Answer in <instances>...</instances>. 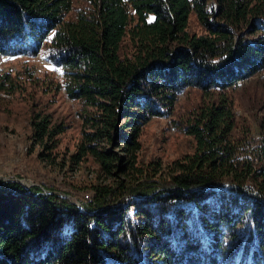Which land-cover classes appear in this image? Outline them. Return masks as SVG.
I'll return each instance as SVG.
<instances>
[{
    "label": "trees",
    "instance_id": "16d2710c",
    "mask_svg": "<svg viewBox=\"0 0 264 264\" xmlns=\"http://www.w3.org/2000/svg\"><path fill=\"white\" fill-rule=\"evenodd\" d=\"M38 54L82 108L70 162L98 173L81 207L0 184V264H264V131L237 137L228 98L264 73V0H0V58ZM190 89L193 152L140 166L143 127ZM31 127L50 151L63 132Z\"/></svg>",
    "mask_w": 264,
    "mask_h": 264
},
{
    "label": "rangeland",
    "instance_id": "374dc122",
    "mask_svg": "<svg viewBox=\"0 0 264 264\" xmlns=\"http://www.w3.org/2000/svg\"><path fill=\"white\" fill-rule=\"evenodd\" d=\"M188 32L204 34L194 16ZM128 50L125 44L121 52ZM3 74L8 79H0V184L17 183L26 190L40 188L81 207L92 196L85 189L95 183L98 166L91 159L78 165L70 162L82 138V108L67 98L62 72L38 54L0 58V76ZM228 98L234 103L236 136L259 141L261 130L264 131L260 129L264 126V73L239 83ZM203 99L200 91L186 90L178 97L172 115L155 118L143 127L139 138L140 166L157 163L156 167L167 168L193 152L195 142L185 134V126L193 111L205 103ZM36 114L49 116L53 128L63 130L47 143L54 145L51 151L33 141L31 122Z\"/></svg>",
    "mask_w": 264,
    "mask_h": 264
}]
</instances>
